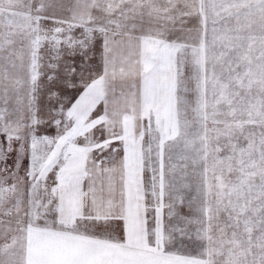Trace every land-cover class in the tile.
Segmentation results:
<instances>
[{
	"label": "snow or ice",
	"instance_id": "6c2138e0",
	"mask_svg": "<svg viewBox=\"0 0 264 264\" xmlns=\"http://www.w3.org/2000/svg\"><path fill=\"white\" fill-rule=\"evenodd\" d=\"M0 264H264V0H0Z\"/></svg>",
	"mask_w": 264,
	"mask_h": 264
}]
</instances>
